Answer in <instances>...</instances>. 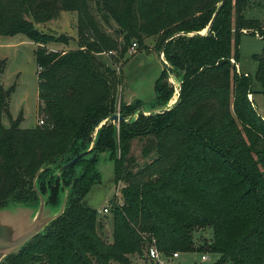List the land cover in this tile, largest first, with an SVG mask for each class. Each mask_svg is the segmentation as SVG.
<instances>
[{
    "label": "trees",
    "instance_id": "trees-1",
    "mask_svg": "<svg viewBox=\"0 0 264 264\" xmlns=\"http://www.w3.org/2000/svg\"><path fill=\"white\" fill-rule=\"evenodd\" d=\"M220 3L0 0V37L23 35L37 45V100L45 117L27 129L21 117L12 121L11 92L0 82V209L36 205L33 180L43 166L36 187L48 205L57 206L69 190L62 215L1 264H129L151 247L166 259L197 252L218 255L214 264H264V118L249 99L250 76L238 68L241 36L264 40V20L248 14L264 11V0ZM61 13L76 14V49L49 50L46 45H67L68 38L36 28ZM150 38L171 75L164 68L148 104L165 109L175 91L171 76L179 83L178 102L111 123L123 77L110 61L115 53L124 60L132 44L142 48ZM109 52L114 55H103ZM254 58L264 92V50ZM4 69L0 60V80ZM133 108L120 103L119 113ZM134 140L144 159L153 156L142 166L129 155ZM99 154H108L113 182L123 184L121 203L110 201V242L99 234L97 212L84 203L101 182ZM201 230L211 236L197 247L194 234Z\"/></svg>",
    "mask_w": 264,
    "mask_h": 264
},
{
    "label": "rangeland",
    "instance_id": "rangeland-1",
    "mask_svg": "<svg viewBox=\"0 0 264 264\" xmlns=\"http://www.w3.org/2000/svg\"><path fill=\"white\" fill-rule=\"evenodd\" d=\"M256 2L258 0H255ZM260 11V12H259ZM254 7L248 13L249 16L258 15L264 20V11ZM76 14L61 13L59 17L51 22L42 25H36L41 32L55 37L64 36L68 38L67 45L57 44L46 45L49 50L69 51L77 48V23ZM107 31V29L104 27ZM203 34L205 31L202 32ZM144 47L136 46L134 52L129 48L125 54L124 60L118 59V53L114 55V61L111 59V67L123 77V82L116 90L117 115L123 117L125 121H135L139 115L147 117L151 113H158L161 106H149L154 97V84L164 70L163 62L159 58L158 53L153 49L155 39H147ZM37 45L23 35L13 37H0V60L5 64V69L1 75V85L5 91H10L9 112L12 121L22 118V128H33L39 124L40 120L45 121V117L39 112V101L37 100V65L35 61V51ZM264 50V40L256 35L244 34L240 38L239 43V61L238 68L245 74L250 76L252 80V92L249 99L253 101L254 107L258 115L264 118V92L262 84L256 80L257 62L254 56L259 55ZM123 61V62H122ZM169 82L175 87L173 96L165 105V109L171 108L176 99V91L179 83L173 76L169 78ZM138 100L139 103L135 101ZM120 103L133 105L132 110H128L126 116L119 113ZM163 106V105H162ZM132 108V107H131ZM164 108V107H163ZM2 123L5 127L9 126V121L3 119ZM111 123H117L111 121ZM142 143L138 140L132 141L129 155L134 157L138 166H142L149 162L153 156L144 159L141 155ZM97 170L100 173V184L94 185L87 196L84 203L87 207L98 212L103 206L110 204L114 198L116 203H121L122 183L115 185L113 182V164L108 160V154H99L97 162ZM112 208V205H111ZM97 220L104 226L105 231L99 234L102 238L110 242L111 240V214L102 215L97 213ZM210 230H201L194 234L195 245L201 247L205 240L210 238ZM146 252V251H145ZM205 256L206 261H202L201 257ZM218 260V255L208 253H181L178 258L160 257L157 262L148 257L146 252L144 258L139 255L129 257V264H214ZM118 264V263H113Z\"/></svg>",
    "mask_w": 264,
    "mask_h": 264
},
{
    "label": "water",
    "instance_id": "water-1",
    "mask_svg": "<svg viewBox=\"0 0 264 264\" xmlns=\"http://www.w3.org/2000/svg\"><path fill=\"white\" fill-rule=\"evenodd\" d=\"M224 0H221L220 5ZM207 30H205V33ZM204 33V34H205ZM204 35L203 33H199ZM191 36L194 34H190ZM161 61L164 64V68L167 74L170 76V69L166 62H164L162 56ZM179 85L176 91V99L172 104L174 106L178 102ZM171 106V107H172ZM168 109H163L162 111ZM160 111V112H162ZM110 121H124L123 117L114 115L109 118ZM85 156V153L79 154L68 163L62 165L59 169V173L67 170L71 166L75 165L79 160ZM60 159L57 164H60ZM43 166L36 173L33 180V188L38 198V202L34 206L21 205L8 203L6 206L0 209V264L9 256L17 255L20 250L30 242L34 237L43 233L46 227H48L54 220L59 218L65 208L69 190H66L61 197L57 206H50L47 204V199L43 196L36 187V181L39 175L46 169Z\"/></svg>",
    "mask_w": 264,
    "mask_h": 264
},
{
    "label": "built area",
    "instance_id": "built-area-1",
    "mask_svg": "<svg viewBox=\"0 0 264 264\" xmlns=\"http://www.w3.org/2000/svg\"><path fill=\"white\" fill-rule=\"evenodd\" d=\"M137 45L136 44H132L131 45V47H130V49H131V52H134V48L136 47ZM105 57H108V56H113L114 55V53H112V52H109V53H104L103 54ZM39 125H43V120H40L39 121ZM110 209H111V205L109 204V205H107V206H103L97 213L99 214H102V215H108V214H110ZM148 257L150 258V259H153V260H155V261H157V262H161L160 261V257L162 256L159 252H158V250L155 248V247H151L149 250H148ZM177 257V254H174L173 255V257L172 258H176ZM201 260L202 261H206V257L205 256H202L201 257ZM162 263V262H161Z\"/></svg>",
    "mask_w": 264,
    "mask_h": 264
},
{
    "label": "crops",
    "instance_id": "crops-1",
    "mask_svg": "<svg viewBox=\"0 0 264 264\" xmlns=\"http://www.w3.org/2000/svg\"><path fill=\"white\" fill-rule=\"evenodd\" d=\"M105 226V225H104ZM104 226H103V230H101L100 232H103V231H105V229H104ZM176 258H178V255H177V257Z\"/></svg>",
    "mask_w": 264,
    "mask_h": 264
}]
</instances>
